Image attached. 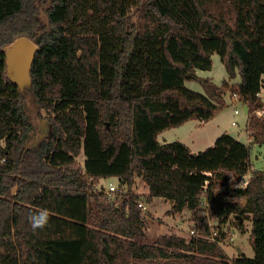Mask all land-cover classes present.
<instances>
[{"label":"trees","instance_id":"obj_1","mask_svg":"<svg viewBox=\"0 0 264 264\" xmlns=\"http://www.w3.org/2000/svg\"><path fill=\"white\" fill-rule=\"evenodd\" d=\"M21 36L38 44L25 87L50 113L32 145L25 88L7 76L6 49ZM214 52L239 82L187 87ZM263 74L264 0H0V264H264V170L245 187L230 181L264 144ZM228 90L248 105L250 142L225 131L192 152L159 140L165 129L213 118ZM110 177L125 186L116 198L95 188ZM138 177L147 203L162 197L169 213L191 212V238L137 240L146 225ZM246 213L254 255L230 259L223 224Z\"/></svg>","mask_w":264,"mask_h":264},{"label":"rangeland","instance_id":"obj_2","mask_svg":"<svg viewBox=\"0 0 264 264\" xmlns=\"http://www.w3.org/2000/svg\"><path fill=\"white\" fill-rule=\"evenodd\" d=\"M201 78H209L218 85H222L225 80H228L231 83L239 82V76L233 79L229 78L226 66L217 52H214L212 55L211 68L193 70V73H190L187 77L185 85L191 89L204 93V86L201 82ZM25 95L26 110L33 125L31 136L27 144L32 145L33 143H37L42 137L45 136V134H47L46 124L49 121L48 117L50 113L46 109L38 107L34 95L28 86L25 87ZM225 99V105L218 110L216 116L209 119L208 122L202 125V127L199 125V119H191L176 128H171L164 131L161 133V135H159V140L164 141V138H166L168 142L179 140L189 145V147L192 149L195 148L200 151L214 145L216 139L222 133H224L225 130H228L227 132L232 134L235 138L237 137V139L244 142H250L251 138L246 129L248 117L245 122V116L242 112H234V104L239 102L242 103V101L238 98L235 99L233 92L230 90L226 92ZM234 121L236 123H234ZM196 127L200 128L196 129ZM215 135H218L217 138L215 141L211 142ZM192 143L193 145L191 146L190 144ZM2 144L3 140L0 139V145ZM204 145L208 146H205L203 149H199ZM84 160L85 156L83 153H81L77 157V161L80 164H84ZM251 161L255 169L264 170V144H254L252 146ZM111 184L117 186L115 191L111 192L109 189ZM95 188L98 190L104 188V190L109 193L111 198H116L120 188H125V186H120L118 179L115 177H110L106 180H101L95 185ZM219 189H222V187H219ZM135 190L140 192V198L147 206L146 209L142 210L146 224L145 238L137 237L138 241L142 243H153L159 235L164 233H177L185 236L188 239L191 238L193 234L191 230L194 226V223L191 219V212L188 209L181 213H169V210L171 209V202L165 200V198L162 197H155L148 205L144 200L145 198L143 197L147 187L145 182L139 177L136 179ZM245 202L246 201L244 200L243 203ZM204 204L207 206V199H204ZM209 220L214 227V230L218 232V220L212 217H210ZM239 221L243 223L242 229L238 224ZM223 226L224 237L222 238L220 244L230 259L238 254V247L242 248L243 253L246 255H254L252 246V219L250 213L244 214V216L239 217V219L233 216L230 221L227 224H223Z\"/></svg>","mask_w":264,"mask_h":264},{"label":"water","instance_id":"obj_3","mask_svg":"<svg viewBox=\"0 0 264 264\" xmlns=\"http://www.w3.org/2000/svg\"><path fill=\"white\" fill-rule=\"evenodd\" d=\"M37 49L38 44L28 36L18 37L6 49L7 76L21 89H24L25 85L30 82V69ZM243 110L248 113L247 104L244 105ZM238 254H243L240 247H238Z\"/></svg>","mask_w":264,"mask_h":264},{"label":"built area","instance_id":"obj_4","mask_svg":"<svg viewBox=\"0 0 264 264\" xmlns=\"http://www.w3.org/2000/svg\"><path fill=\"white\" fill-rule=\"evenodd\" d=\"M233 96L235 97V99L238 98V95H237L236 93H233ZM243 107H244V105L242 104L240 109H239V108H235V112L238 113L240 110H241V111H244V110H243ZM256 113H257L259 116H264V107L258 108V109L256 110ZM254 169H255V168L252 166V167L250 168V170H249L247 173L243 174L239 179H238V178H235V177H232V178H230V181L233 182V185H234V186H237V187H245V186L248 185L249 180H250V177H251V175H252L251 172H252ZM109 189L111 190V192H112V191H115V190L117 189V186L114 185V184H111V185L109 186ZM138 204H139V206L141 207L142 210L146 209V207H147L146 204H145L142 200L139 201ZM191 232H192L193 234H195V230L192 229ZM217 233H218V232L214 230V232H213L211 238L215 240V239H216V235H217ZM221 241H222V239L219 240V243H221Z\"/></svg>","mask_w":264,"mask_h":264},{"label":"crops","instance_id":"obj_5","mask_svg":"<svg viewBox=\"0 0 264 264\" xmlns=\"http://www.w3.org/2000/svg\"><path fill=\"white\" fill-rule=\"evenodd\" d=\"M262 78H263V84H264V74H263V76H262ZM259 95L261 96V98H262V100L264 101V85L262 86V88H261V91L259 92ZM238 104V105H237ZM235 103L234 104V112H235V108H241V105L243 104V103ZM237 105V106H236ZM243 105H245V104H243ZM243 113L244 114V116H245V122H246V119H247V113H245L244 111H239L238 113ZM236 113V112H235ZM216 116V115H215ZM191 120V119H190ZM206 122H208V121H202V120H200V123H199V125L202 127V125L203 124H205ZM238 122V121H237ZM234 123H236L235 121H234ZM184 124V123H183ZM176 127H178V126H176ZM176 127H171V128H176ZM171 128H168V129H171ZM200 127H196V129H199ZM168 129H165V130H163L162 132H160L159 133V135H161V133H163L164 131H166V130H168ZM225 131H228V130H225ZM159 135H158V138H159ZM217 136L218 135H215V137H213V139L211 140V142H213V141H215V139L217 138ZM237 138V137H236ZM164 141H161L162 143H164V142H168L167 141V139L166 138H164L163 139ZM194 143V142H193ZM193 143L192 144H190L191 146L193 145ZM195 144V143H194ZM211 144V143H210ZM205 146H208V145H204L203 147H201V148H199V149H203V148H205ZM188 147H189V145H188ZM190 148V150L192 151V152H198V149H195V148H191V147H189ZM116 178V177H115ZM117 179V178H116ZM102 180H106V179H102ZM166 200V199H165ZM148 205L150 204V203H147Z\"/></svg>","mask_w":264,"mask_h":264},{"label":"clouds","instance_id":"obj_6","mask_svg":"<svg viewBox=\"0 0 264 264\" xmlns=\"http://www.w3.org/2000/svg\"><path fill=\"white\" fill-rule=\"evenodd\" d=\"M32 221L34 227L42 226L47 221V213H41L39 217L32 218Z\"/></svg>","mask_w":264,"mask_h":264}]
</instances>
